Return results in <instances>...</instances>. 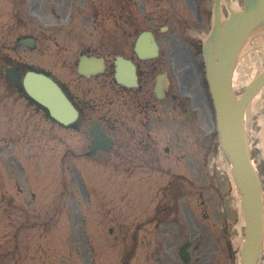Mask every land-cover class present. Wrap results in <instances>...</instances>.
<instances>
[{
	"label": "rangeland",
	"instance_id": "1",
	"mask_svg": "<svg viewBox=\"0 0 264 264\" xmlns=\"http://www.w3.org/2000/svg\"><path fill=\"white\" fill-rule=\"evenodd\" d=\"M232 1L244 7V0ZM64 3L0 0V264H185L179 246L191 239L189 264H239V199L229 159L219 147L203 55L184 48L190 37L172 32L160 36L161 55L140 63L144 75L138 91L153 101L148 114L143 113L145 101L130 108L125 101L137 90L126 95L114 83H85L111 92L121 118L109 128L116 146L93 157L82 156L92 138L88 120L79 131L49 120L10 86L4 75L7 56L11 62H37L61 72L65 80L71 76L68 87L80 99L73 82L76 68L48 64L57 54L47 40L55 32L45 20L54 16L52 8L60 12ZM26 33L39 36L35 48L16 45L17 37ZM88 33L78 31L68 38L62 31L59 38L72 48L79 38L89 42ZM248 44V51H259L263 67L264 44L257 46L252 39ZM124 53L134 54L115 51ZM62 55L68 62L70 52ZM261 69L257 66L254 76ZM162 70L168 75L169 93L154 100L155 76ZM247 125L264 186V90L251 107ZM166 205L179 210L173 214L178 218L157 226L163 219L159 210L162 215Z\"/></svg>",
	"mask_w": 264,
	"mask_h": 264
},
{
	"label": "water",
	"instance_id": "2",
	"mask_svg": "<svg viewBox=\"0 0 264 264\" xmlns=\"http://www.w3.org/2000/svg\"><path fill=\"white\" fill-rule=\"evenodd\" d=\"M247 9L233 12L231 17L221 22L217 6L215 26L205 44L207 72L210 88L217 111L218 128L223 149L233 161V173L243 194V208L247 219V237L244 243L242 264H258L263 248L264 207L260 178L251 161L243 112L264 84V70L248 86L246 92L237 98L232 89V74L238 52L254 26L264 24V0H246ZM153 37L144 34L139 46L142 56L157 54ZM84 67V65H82ZM89 73L90 69L81 68ZM118 79L120 82L136 85V69L130 61L119 60ZM14 80L19 77L14 74ZM29 93L39 102L48 106L51 114L64 124L73 122L78 110L62 88L48 75L30 71L25 78ZM159 96L164 95V87H157ZM95 122V121H94ZM92 127L97 135L93 148H110L113 140L107 137L104 129Z\"/></svg>",
	"mask_w": 264,
	"mask_h": 264
},
{
	"label": "flooded vegetation",
	"instance_id": "3",
	"mask_svg": "<svg viewBox=\"0 0 264 264\" xmlns=\"http://www.w3.org/2000/svg\"><path fill=\"white\" fill-rule=\"evenodd\" d=\"M60 6L61 12L53 8L54 16L49 15V19L45 20L49 29L55 32L47 35L50 37L47 40L57 47L55 49L57 62L63 57L62 51L70 52L68 58L70 67L79 65V53L80 57L82 54L103 57L106 71L102 76H107L110 82L111 79L115 81V51L118 49L120 52L135 53L134 38L138 37L142 31L150 29L157 36L172 32L176 36L189 37L196 27L206 24L209 12L206 0H65V3ZM84 30L89 32V36H96L98 40L83 43V40L79 38L78 44L72 48L60 46L63 42L59 38L60 32L66 31V36L72 38L78 31ZM115 36L123 38L122 41H116ZM186 43L184 48L192 51L196 41L194 38H189ZM6 63H10L9 65L15 69L37 67L34 64L27 66L26 61L11 62L10 56H7ZM138 68L142 76V66L139 64ZM100 76L92 77L97 79ZM81 92L83 95L77 105L82 113L83 107L88 103L94 108L108 107L109 116L105 117V114L100 120L111 124L112 127L116 126L120 118L114 119L111 116V109L115 103L111 93L106 96L107 99L102 98L98 101L93 97L91 89L87 91L81 87Z\"/></svg>",
	"mask_w": 264,
	"mask_h": 264
},
{
	"label": "bare ground",
	"instance_id": "4",
	"mask_svg": "<svg viewBox=\"0 0 264 264\" xmlns=\"http://www.w3.org/2000/svg\"><path fill=\"white\" fill-rule=\"evenodd\" d=\"M264 28L262 27L261 24H258L254 26L252 29L251 33L248 35V40H253L257 46L262 47L264 44ZM249 41L242 47L241 52L239 54L238 60H237V65L235 67L234 73H233V88L234 91H240L242 86H245L246 84L249 83V81L254 77L256 67H261V62H260V54L258 50L255 51H248V46H249ZM264 86L262 90L257 92L256 95H253V98L248 102L244 112H243V118H244V125L248 129L247 125V119L248 115L250 113L251 107L255 104L257 101V98L260 96L261 92H263ZM237 190V188H236ZM243 241L237 242V244L242 245Z\"/></svg>",
	"mask_w": 264,
	"mask_h": 264
}]
</instances>
